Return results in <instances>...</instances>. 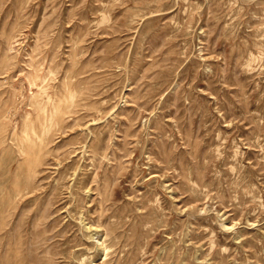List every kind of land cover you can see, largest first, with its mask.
Listing matches in <instances>:
<instances>
[{"label":"rangeland","instance_id":"obj_1","mask_svg":"<svg viewBox=\"0 0 264 264\" xmlns=\"http://www.w3.org/2000/svg\"><path fill=\"white\" fill-rule=\"evenodd\" d=\"M0 264H264V0H0Z\"/></svg>","mask_w":264,"mask_h":264},{"label":"bare ground","instance_id":"obj_2","mask_svg":"<svg viewBox=\"0 0 264 264\" xmlns=\"http://www.w3.org/2000/svg\"><path fill=\"white\" fill-rule=\"evenodd\" d=\"M134 21H135V20H134ZM1 76H2V75H1ZM65 81H66V78H65ZM44 82H45V81H44ZM44 82H43V83H44ZM33 85H34V84H33ZM41 85H42V84H41ZM65 85H66V84H65ZM66 86H67V85H66ZM35 87H36V86H35ZM38 88H39V87H38ZM69 89H70V88H69ZM32 91H33V90H32ZM43 91H45V90H43ZM74 91H75V90H74ZM74 91H71V90H70L71 93H72V92L75 93ZM68 93H69V90H68ZM77 93H78V92H77ZM34 95H35V93H34ZM49 95H50V94H49ZM70 95H71V94H70ZM72 95H73V94H72ZM45 96H46V95H45ZM75 96H76V95H75ZM75 96L73 95V97H75ZM63 97H64V96H63ZM73 97H72V99H73ZM46 98H47V97H46ZM49 98H50V97H49ZM47 99H48V98H47ZM53 99H54V98H53ZM58 99H59V98H58ZM68 99H69V98H68ZM68 99H66V100L68 101ZM70 99H71V98H70ZM44 100H46V99H44ZM59 100L61 101V99H59ZM62 100H63V99H62ZM64 101H65V100H64ZM67 101H65V102H67ZM47 102H49V101L47 100ZM71 102H72V101H70V103H71ZM63 103H64V102H63ZM70 103H69V104H70ZM74 103H75V102H74ZM74 103H73V104H74ZM52 104H53V102H52ZM52 104H51V106L55 107V106L52 105ZM73 104H72V105H73ZM70 105H71V104H70ZM63 107H64V106H63ZM67 107H68V106H67ZM57 110H58V109H57ZM65 110L67 111V109H65ZM53 111H54V109H53ZM58 111H59V110H58ZM66 111H65V112H66ZM68 111H69V110H68ZM60 112H62V111H60ZM44 113H45V112H44ZM5 117H6V116H5ZM44 118H45V117H44ZM43 122H44V121H43ZM32 125H33V122H32V121H29V123H27V126H25V128H24L25 134H28L27 131H28L29 128L32 127ZM29 126H30V127H29ZM43 126H44V125H42V127H43ZM6 132H7V131H6ZM34 133H35V132H34ZM25 134H24V135H25ZM25 136H26V135H25ZM27 136H28V135H27ZM36 137H37V134H36ZM38 137H39V136H38ZM5 138H6V137H5ZM29 139H30V138H29ZM29 139H28V140H29ZM32 139H33V138H32ZM37 139H38V138H37ZM39 139H40V138H39ZM33 140H34V139H33ZM39 141H40V140H39ZM42 143H43V141H42ZM42 143H41V145H42ZM31 144H32V143H31ZM39 146H40V145H39ZM6 148H7V147H6ZM39 153H40V152H39ZM23 154H24V153H23ZM36 157H37V155H36ZM16 172H17V171H16ZM24 173H25V172H24ZM19 178H20V177H19ZM28 178H29V177H28ZM104 179H105V178H104ZM27 180H28V179H27ZM34 186H35V185H34ZM105 186H106V185H105ZM104 188H105V187H104ZM8 190H9V189H8ZM25 191H26V190H25ZM29 191H30V190H29ZM17 193H18V192H17ZM26 194H27V193H26ZM11 196H12V195H11ZM13 197H14V196H13ZM16 197H17V195H16ZM9 203H10V201H9ZM9 203H7V204H9ZM11 203H12V202H11ZM10 205H11V204H10ZM8 206H9V205H8ZM249 222H250V221H249ZM251 223H252V222H251ZM107 234H108V233H107ZM211 234H212V233H211ZM210 236H211V235H210ZM102 241H103V240H102ZM102 241H101V242H102ZM98 244H99V243H98ZM211 244H212V243H211ZM210 247H211V246H210ZM107 249H108V248H107ZM109 250H110V249H109ZM209 250H210V249H209ZM115 251H116V250H115ZM105 252H106V250H105ZM105 252H104V253H105Z\"/></svg>","mask_w":264,"mask_h":264}]
</instances>
